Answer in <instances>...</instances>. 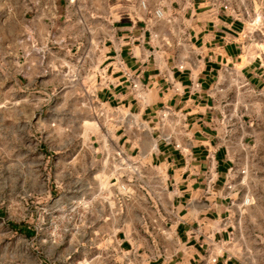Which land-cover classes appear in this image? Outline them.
Masks as SVG:
<instances>
[{"label":"crops","instance_id":"0c3cea01","mask_svg":"<svg viewBox=\"0 0 264 264\" xmlns=\"http://www.w3.org/2000/svg\"><path fill=\"white\" fill-rule=\"evenodd\" d=\"M4 2L24 20L14 82L65 85L46 97L75 103L66 161L91 192L65 203L87 200L94 235L59 242L102 245L91 264H264V174L237 110L241 88L264 89V59L240 1Z\"/></svg>","mask_w":264,"mask_h":264},{"label":"rangeland","instance_id":"374dc122","mask_svg":"<svg viewBox=\"0 0 264 264\" xmlns=\"http://www.w3.org/2000/svg\"><path fill=\"white\" fill-rule=\"evenodd\" d=\"M4 1L0 0V264H40L42 259L47 264H91L90 258L103 251L102 245L59 242L71 234L94 235L93 230L82 227L90 209L87 200L70 207L65 203L73 193L91 192L87 178L90 170L77 160L75 164L66 161L72 150L64 145L79 143L81 138L70 130L80 127L74 124L75 103L46 97L68 93L65 85L38 89L14 82L22 72L16 55L23 47L24 20L18 16L11 21L3 18L8 9ZM239 1L246 21V42L259 49L264 59V0ZM236 89L227 92L231 100ZM36 90L41 101L34 98ZM240 90L244 98L240 95L237 110L250 125L244 131L245 144L255 147L253 172L264 174V89L255 96L247 94L246 88ZM18 95L21 100L14 101ZM90 113L95 114L93 107ZM243 154L238 152L240 158ZM24 226L30 233L23 231Z\"/></svg>","mask_w":264,"mask_h":264},{"label":"built area","instance_id":"2783aa9c","mask_svg":"<svg viewBox=\"0 0 264 264\" xmlns=\"http://www.w3.org/2000/svg\"><path fill=\"white\" fill-rule=\"evenodd\" d=\"M155 16L158 17V18L161 17L162 16V12L160 10L155 11ZM133 87H135V85H133Z\"/></svg>","mask_w":264,"mask_h":264},{"label":"trees","instance_id":"16d2710c","mask_svg":"<svg viewBox=\"0 0 264 264\" xmlns=\"http://www.w3.org/2000/svg\"><path fill=\"white\" fill-rule=\"evenodd\" d=\"M23 229V228H22Z\"/></svg>","mask_w":264,"mask_h":264}]
</instances>
